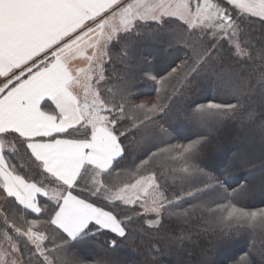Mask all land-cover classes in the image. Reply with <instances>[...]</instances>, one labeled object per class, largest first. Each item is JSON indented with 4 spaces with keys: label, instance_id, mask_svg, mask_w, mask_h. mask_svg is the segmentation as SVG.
Wrapping results in <instances>:
<instances>
[{
    "label": "snow or ice",
    "instance_id": "snow-or-ice-1",
    "mask_svg": "<svg viewBox=\"0 0 264 264\" xmlns=\"http://www.w3.org/2000/svg\"><path fill=\"white\" fill-rule=\"evenodd\" d=\"M169 48L183 55L158 70ZM201 77L216 96L185 97ZM148 81L152 103L138 89ZM178 98L195 128L185 143H173ZM242 114L259 157L202 161L210 134ZM257 188L264 195V0H0V264H125L110 253L137 240L144 264H161L162 244L191 257L176 264H264V207L245 203ZM193 230L215 234V257L186 247ZM242 232L261 247L252 235L229 255ZM98 236L103 253L84 256L79 245Z\"/></svg>",
    "mask_w": 264,
    "mask_h": 264
},
{
    "label": "trees",
    "instance_id": "trees-1",
    "mask_svg": "<svg viewBox=\"0 0 264 264\" xmlns=\"http://www.w3.org/2000/svg\"><path fill=\"white\" fill-rule=\"evenodd\" d=\"M256 34L259 35V24L256 25ZM158 50L159 45L156 43L145 44L143 48V51L151 53L154 56L158 54ZM167 53H170V56H168ZM182 55L183 53L178 51V49H167L166 59L162 58L161 61L156 64L157 69L162 70L167 66V63L171 62V60L175 59L177 56ZM123 67H125V65L118 61L117 65L109 67V72H111L115 78L116 73H118ZM113 69H115V71H113ZM253 84L254 88L257 87L255 81H253ZM180 86L183 87V84ZM154 87L155 85L151 81L141 82L138 85L139 91L144 94L141 97L142 101H147L148 103L155 101L156 94L153 91ZM184 96L188 99H199L203 102L208 98L215 97L216 90L208 79L201 77L193 80L191 84L186 86ZM184 106V98H178L174 104L175 111L170 121L172 128L175 129L173 136L176 138L173 140V143H185L186 137L191 136L195 131L192 123H190L183 114ZM250 107L255 109L256 112L261 111L260 98L256 92L253 93ZM258 123L259 120L257 119V125ZM260 151L261 140L257 127L253 126L247 119V116L242 114L227 120L217 131L210 134V138L205 143L201 152V160L213 168H218L225 161L231 160L237 155L249 153L254 154L258 158ZM132 159H134V157H132ZM126 163H130V161ZM257 167H259L258 160ZM258 176L259 173L257 172V177ZM169 183H172L171 180H169ZM178 184L179 182H177V185ZM262 201H264V195H262L259 188H257L245 203L251 207H264ZM195 219H199V217L197 216ZM173 227L175 228L176 226L174 225ZM185 227L195 229L196 225L186 224ZM252 235L256 236V248L259 249L261 247L259 243V234L242 232V234L237 235L228 245V254H242V252L246 251L251 245ZM117 239L119 240L120 238ZM216 243L217 237L214 233L195 230L190 232V238L185 242L188 249H195L198 252L200 248H205L212 253L214 257L216 254ZM108 247H111V245L109 244ZM79 249L84 256L97 258V254L103 253L105 249V239L101 236H98L95 239H86L79 245ZM110 254L115 258L124 261L125 264H144L145 260V249L139 240L135 242L125 241L123 244L117 246L115 252ZM219 258L223 259V256H220ZM254 258L259 261V254L257 253ZM188 259H191V257L181 255L163 244L160 246V250L157 254V260L160 261L161 264H176L177 261H187ZM89 264H91L90 261Z\"/></svg>",
    "mask_w": 264,
    "mask_h": 264
}]
</instances>
